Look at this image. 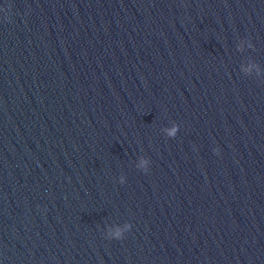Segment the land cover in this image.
<instances>
[{
    "label": "water",
    "instance_id": "95a60500",
    "mask_svg": "<svg viewBox=\"0 0 264 264\" xmlns=\"http://www.w3.org/2000/svg\"><path fill=\"white\" fill-rule=\"evenodd\" d=\"M0 264H264V0H0Z\"/></svg>",
    "mask_w": 264,
    "mask_h": 264
}]
</instances>
